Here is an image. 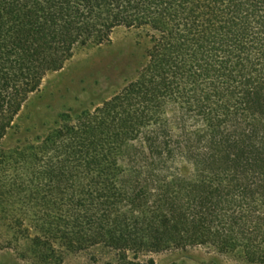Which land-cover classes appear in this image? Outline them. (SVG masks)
Returning <instances> with one entry per match:
<instances>
[{
    "label": "trees",
    "instance_id": "1",
    "mask_svg": "<svg viewBox=\"0 0 264 264\" xmlns=\"http://www.w3.org/2000/svg\"><path fill=\"white\" fill-rule=\"evenodd\" d=\"M121 28L147 39L134 78L5 148L46 77ZM0 222L31 264H264V0H0Z\"/></svg>",
    "mask_w": 264,
    "mask_h": 264
},
{
    "label": "rangeland",
    "instance_id": "2",
    "mask_svg": "<svg viewBox=\"0 0 264 264\" xmlns=\"http://www.w3.org/2000/svg\"><path fill=\"white\" fill-rule=\"evenodd\" d=\"M148 47L136 30L118 29L109 42L79 49L63 70L49 74L41 89L25 104L5 148L46 136L62 114L92 109L131 81ZM10 227L0 222V264H31L11 244ZM19 247V246H18ZM155 264H250L242 254H219L205 247L173 250L145 258ZM113 256L96 250L68 254L63 264H112Z\"/></svg>",
    "mask_w": 264,
    "mask_h": 264
}]
</instances>
